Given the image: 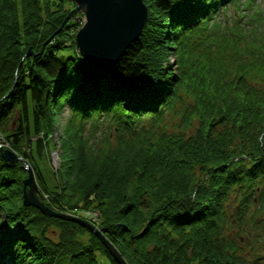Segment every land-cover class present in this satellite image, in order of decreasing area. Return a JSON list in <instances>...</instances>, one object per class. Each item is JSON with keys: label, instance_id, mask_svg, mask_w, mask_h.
Segmentation results:
<instances>
[{"label": "trees", "instance_id": "1", "mask_svg": "<svg viewBox=\"0 0 264 264\" xmlns=\"http://www.w3.org/2000/svg\"><path fill=\"white\" fill-rule=\"evenodd\" d=\"M239 1L143 0L138 37L101 69L77 51L82 13L60 27L72 1L0 0V148L20 156L0 150V264H117L87 228L23 204L28 168L51 208L95 212L127 264H264V4L216 21ZM101 119L116 143L97 149L82 131Z\"/></svg>", "mask_w": 264, "mask_h": 264}, {"label": "water", "instance_id": "2", "mask_svg": "<svg viewBox=\"0 0 264 264\" xmlns=\"http://www.w3.org/2000/svg\"><path fill=\"white\" fill-rule=\"evenodd\" d=\"M74 6L64 16L60 27L75 12L82 13V24L76 30L74 41L77 51L90 65L106 69L121 55L129 43L135 40L147 16L143 0H70ZM32 54L31 50L25 52ZM1 155L8 164H14L20 156L8 147H1ZM22 180V202L32 205L42 213L79 223L92 232L116 260L117 264H127L114 245L102 231L89 220L75 214L59 211L47 205L38 193L33 172Z\"/></svg>", "mask_w": 264, "mask_h": 264}, {"label": "rangeland", "instance_id": "3", "mask_svg": "<svg viewBox=\"0 0 264 264\" xmlns=\"http://www.w3.org/2000/svg\"><path fill=\"white\" fill-rule=\"evenodd\" d=\"M246 2H250V4H247L246 6L245 5ZM257 4L263 5L264 0H253V1L240 0L237 5L230 4L226 6L223 9V11L218 13V15L216 16V21H220L221 25L225 23L227 24L226 26L228 25L230 26L229 23L236 24L237 22H242V23L247 22V20L251 19L249 17V14L253 16L252 9ZM167 60L169 67L175 69L176 59L172 49L169 50ZM68 122H69V110L64 108L62 112L55 117L53 128L49 134L50 142L46 150V156H44L40 162L43 172L46 174L47 177L51 176L52 174L51 171L53 172L56 171L60 166L61 152H62L61 140L63 138V129L65 128V124ZM107 124L108 122L105 121V119L97 120V122H95L94 125H92V123L91 124L86 123L83 125L82 136L88 137L90 139V145L94 148L98 149L99 147H105V146L112 147L116 143L115 141L116 137L113 132L112 126ZM77 213L78 214L75 215L80 216L79 214H81L82 216L80 217L95 215V212L84 209L78 210ZM249 243L252 244V241L249 240ZM243 251H246V248H244ZM99 261L100 264H114L111 261H109L106 258V256H104L103 254H99Z\"/></svg>", "mask_w": 264, "mask_h": 264}]
</instances>
